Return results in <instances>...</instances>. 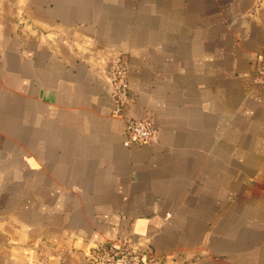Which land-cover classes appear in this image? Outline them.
I'll use <instances>...</instances> for the list:
<instances>
[{
	"label": "crops",
	"instance_id": "1",
	"mask_svg": "<svg viewBox=\"0 0 264 264\" xmlns=\"http://www.w3.org/2000/svg\"><path fill=\"white\" fill-rule=\"evenodd\" d=\"M263 52L264 0H0V264H264Z\"/></svg>",
	"mask_w": 264,
	"mask_h": 264
},
{
	"label": "built area",
	"instance_id": "2",
	"mask_svg": "<svg viewBox=\"0 0 264 264\" xmlns=\"http://www.w3.org/2000/svg\"><path fill=\"white\" fill-rule=\"evenodd\" d=\"M128 70V62L117 57L108 72L114 99L112 114L125 119L127 140L124 144L127 146L131 143H146L153 139L155 134L151 121L136 119L124 113L131 102ZM255 77L256 81L264 84V52L256 66ZM89 264H159V261L152 256L141 254L124 237H118L96 246L90 253Z\"/></svg>",
	"mask_w": 264,
	"mask_h": 264
}]
</instances>
